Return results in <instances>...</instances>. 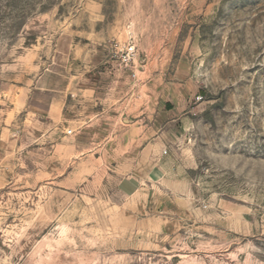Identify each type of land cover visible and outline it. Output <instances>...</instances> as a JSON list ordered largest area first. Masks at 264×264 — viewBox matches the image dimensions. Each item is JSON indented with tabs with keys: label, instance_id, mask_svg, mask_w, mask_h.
Segmentation results:
<instances>
[{
	"label": "rangeland",
	"instance_id": "374dc122",
	"mask_svg": "<svg viewBox=\"0 0 264 264\" xmlns=\"http://www.w3.org/2000/svg\"><path fill=\"white\" fill-rule=\"evenodd\" d=\"M89 32L101 50L133 41L162 79L189 64L182 158L209 227L239 217L240 230L144 246L122 233L114 185L65 191L27 148L0 168V264H264V0H0V107Z\"/></svg>",
	"mask_w": 264,
	"mask_h": 264
},
{
	"label": "crops",
	"instance_id": "0c3cea01",
	"mask_svg": "<svg viewBox=\"0 0 264 264\" xmlns=\"http://www.w3.org/2000/svg\"><path fill=\"white\" fill-rule=\"evenodd\" d=\"M97 36L89 32V44L64 57L66 64L54 57L0 107V168L28 148V162L40 156L34 162L47 169L41 175L56 171L50 179L65 191L84 183L114 185L122 202L111 204L119 210L122 233L144 246L179 237L189 228L198 237L208 229L239 232V217L232 222L217 217L209 227L208 208L194 194L182 158V132L189 125L196 88L189 64L180 58L174 78L162 79L153 63L150 74L149 60L137 49L134 81L111 57L110 47L101 50L93 44Z\"/></svg>",
	"mask_w": 264,
	"mask_h": 264
},
{
	"label": "built area",
	"instance_id": "2783aa9c",
	"mask_svg": "<svg viewBox=\"0 0 264 264\" xmlns=\"http://www.w3.org/2000/svg\"><path fill=\"white\" fill-rule=\"evenodd\" d=\"M111 57L117 62L118 66L124 70L130 72V77L132 80H136L135 70L139 65V54L137 47L133 41L128 43L119 44L114 42L110 46ZM196 100H200L199 97ZM71 131H68L70 134Z\"/></svg>",
	"mask_w": 264,
	"mask_h": 264
}]
</instances>
